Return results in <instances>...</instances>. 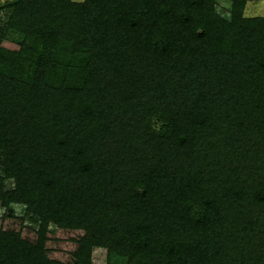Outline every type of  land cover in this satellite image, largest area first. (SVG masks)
Here are the masks:
<instances>
[{
	"label": "trees",
	"instance_id": "obj_1",
	"mask_svg": "<svg viewBox=\"0 0 264 264\" xmlns=\"http://www.w3.org/2000/svg\"><path fill=\"white\" fill-rule=\"evenodd\" d=\"M226 1L3 6L0 264H264V16Z\"/></svg>",
	"mask_w": 264,
	"mask_h": 264
},
{
	"label": "rangeland",
	"instance_id": "obj_2",
	"mask_svg": "<svg viewBox=\"0 0 264 264\" xmlns=\"http://www.w3.org/2000/svg\"><path fill=\"white\" fill-rule=\"evenodd\" d=\"M10 1L12 0H0V26L6 23L9 14V10H7L6 7L4 8L3 6H6V4H8ZM217 6L218 12L221 15L226 18L230 16V3L228 1L218 0ZM245 15L248 17L264 16V0H250L247 4ZM5 184L7 188H12L15 185L14 180L12 179L10 181L7 180ZM13 211L15 215H18L19 217L23 218L28 226L36 229L39 227V222H37L36 219L33 218V215L28 211L26 205L14 206ZM4 213L5 211L0 203V216H2ZM56 228V225L52 223L49 225V229L51 231H55Z\"/></svg>",
	"mask_w": 264,
	"mask_h": 264
}]
</instances>
